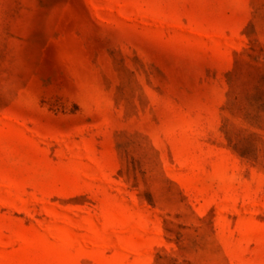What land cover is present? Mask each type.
I'll list each match as a JSON object with an SVG mask.
<instances>
[{"label": "rangeland", "instance_id": "374dc122", "mask_svg": "<svg viewBox=\"0 0 264 264\" xmlns=\"http://www.w3.org/2000/svg\"><path fill=\"white\" fill-rule=\"evenodd\" d=\"M0 264H264V0H0Z\"/></svg>", "mask_w": 264, "mask_h": 264}]
</instances>
